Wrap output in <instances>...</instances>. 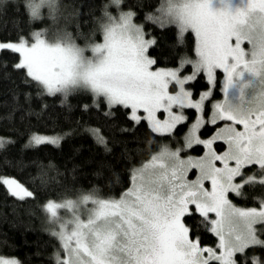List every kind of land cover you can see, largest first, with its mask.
I'll list each match as a JSON object with an SVG mask.
<instances>
[{
    "label": "snow or ice",
    "instance_id": "1",
    "mask_svg": "<svg viewBox=\"0 0 264 264\" xmlns=\"http://www.w3.org/2000/svg\"><path fill=\"white\" fill-rule=\"evenodd\" d=\"M121 2L112 0L117 6ZM44 7L54 11L55 0L27 4L34 20L41 19ZM157 11L159 15H149L147 20L161 27L175 25L181 40L187 32L194 35L196 60L182 58L178 68L153 70L156 60L147 53L156 41L146 39L143 27L133 23L131 11L118 16L105 11L102 42L85 47L78 46L70 34L55 33L49 39L43 31L34 32L31 42L24 37L0 42V52L18 54L13 67L23 70L42 94L90 92L97 107L102 97L110 109L129 110L131 121L146 120L161 135H171L187 121L185 109L196 113L183 146L175 150L164 146L133 169L131 187L119 198L84 194L44 205L59 225L52 235L60 241L63 258L57 252L56 264H261L247 251L264 248L256 227L264 225V198L258 208H240L229 196H243L245 186H264V0H163ZM245 42L248 50L242 46ZM86 51L92 55L86 56ZM186 64L192 65V74L181 76ZM218 69L224 74L223 100L212 104L205 120V101L211 91L193 99L185 85L200 73L215 85ZM170 85L178 91L171 93ZM160 112L165 119L158 118ZM219 122L224 123L208 138H201L206 125ZM89 132L107 146L98 129ZM59 141V137H32L35 145ZM218 143L225 146L222 151L214 147ZM196 145L203 146V155L181 156ZM250 166H256L259 175H247ZM192 170L198 174L189 180ZM0 184L21 200L34 195L13 178L0 177ZM61 209L71 218L60 217ZM197 216L198 222L187 223ZM201 225L217 237L215 247L201 246L194 235ZM0 264L18 262L0 258Z\"/></svg>",
    "mask_w": 264,
    "mask_h": 264
},
{
    "label": "trees",
    "instance_id": "2",
    "mask_svg": "<svg viewBox=\"0 0 264 264\" xmlns=\"http://www.w3.org/2000/svg\"><path fill=\"white\" fill-rule=\"evenodd\" d=\"M29 2L0 0V42H17L20 37L31 39L34 32L46 26L60 28L75 43L84 46L101 40L100 25L106 19L107 0H56L55 20L32 19L27 8ZM162 3L163 0H122L120 7L133 12L135 21L155 39V45L148 50L156 60L154 66L173 67L182 58L194 56L195 38L187 32L181 40L175 25L161 27L147 20L149 15H159L157 10ZM17 61L18 54L0 52V139L6 141L0 140V177L16 179L34 195L21 200L0 184V257L18 258L20 264H56L55 256L61 247L52 232L59 231V227L54 226L44 205L48 201L76 200L84 194L119 198L131 187L132 170L148 161L171 136L154 133L145 120L139 124L131 121L129 110L121 106L110 109L102 97L97 107L90 92L74 91L66 96L42 94L23 70L13 67ZM220 77L213 99L221 98ZM189 87L197 97L209 84L200 73ZM109 112L112 114L107 115ZM188 113V121L174 130L177 137L195 116L194 110ZM216 126L206 125L202 135ZM90 129L99 130L107 141L106 147L97 142ZM34 135H56L60 141L35 145L30 143ZM216 148L222 150L224 145L218 143ZM203 151L200 145L192 148L195 154ZM245 173L259 175V169L250 166ZM261 198L264 186L260 185L245 186L243 196L232 195L236 205L247 208L259 207ZM199 219L198 216L187 219V223ZM259 227L258 234L264 240V225ZM194 235L203 246L217 243L215 235L203 225ZM247 256H257L264 264V248H251Z\"/></svg>",
    "mask_w": 264,
    "mask_h": 264
},
{
    "label": "rangeland",
    "instance_id": "3",
    "mask_svg": "<svg viewBox=\"0 0 264 264\" xmlns=\"http://www.w3.org/2000/svg\"><path fill=\"white\" fill-rule=\"evenodd\" d=\"M38 2V1H37ZM106 8H107V10L105 9L104 10V16H105V11H109V12H115V14L113 15V16H118L119 15V13L120 12H127V11H125V10H123V9H121V7H120V5L119 6H117V5H115V4H113L112 3V0H107V4H106ZM129 12V11H128ZM58 13V11H57V7H56V0H55V10L54 11H51L50 12V9L48 8V7H44V8H42L41 9V18L42 17H48V18H53V20H55V15ZM103 16V17H104ZM103 20V22L102 23H104L105 21H104V19H102ZM133 23H135V24H137V25H140V26H142L143 27V25L141 24V23H138V22H136L135 21V19H134V17H133ZM143 29H144V27H143ZM38 31H43L44 33H45V35H46V37L47 38H49V39H51L52 38V36L55 34V33H61V34H64L63 32H61V30H60V28H58V29H52V28H50V27H43L42 29H40V30H38ZM144 31H145V33H146V39H153V37L152 36H149V35H147V32H146V30L144 29ZM37 32V31H36ZM100 33H101V31H100ZM30 42H31V40H32V38L31 39H28ZM99 42H102V36H101V40L100 41H97V42H95V43H99ZM78 46H80V47H85L84 45H81V44H79V43H76ZM246 50H248L249 49V45L247 44V42H245L243 45H242ZM148 54V53H147ZM85 55L86 56H91L92 54H91V52L90 51H86L85 52ZM148 56L150 57V58H152L149 54H148ZM184 58H187V59H189V60H196L197 59V57H196V53L194 54V56L193 57H190V58H188V57H184ZM179 64H180V62H179ZM179 64L177 65V66H173V67H155L154 65H153V70H155V69H158V68H163V69H175V68H178L179 67ZM192 71H193V67H192V65L191 64H186L185 66H184V68L181 70V76H188V75H191L192 74ZM203 74V73H202ZM216 81H217V79H218V75H220L221 77H220V81H219V83H220V87H219V92L221 93V98H219V99H213V91H214V88H215V86H216V84H217V82H216V84L215 85H210L209 83V87L207 88V89H205V90H203V91H201L200 92V94H202L203 92H205V91H211V93H212V95L208 98V100H206L205 101V114H204V117H205V120H207L208 119V117L211 115V111H212V104L213 103H215V102H217V101H221V100H223V93H222V91H221V86H222V81H223V79H224V74H223V72H222V70H216ZM205 78H206V76H205ZM206 80H207V78H206ZM191 82H193V81H191ZM191 82H189L188 84H186L185 85V88L187 89V90H190V91H192V89L189 87V84L191 83ZM207 82H208V80H207ZM169 91L171 92V93H175L176 91H178V89H177V87L175 86V85H170V87H169ZM193 92V91H192ZM57 94H60V95H63V96H66V95H64V94H62V93H57ZM199 94V95H200ZM199 95L197 96V97H195L194 95H193V99H199ZM189 110H194V109H185L184 110V114L188 117V119H189V116H190V114L188 113V111ZM173 111H177V109H173ZM195 111V110H194ZM195 115H196V113H195ZM157 116H158V118L159 119H161V120H163V119H165L166 118V114L165 113H163V112H160V113H157ZM188 119H187V121H188ZM194 120H195V116H194V118L191 120V122L189 123V126L191 125V123H194ZM146 121V120H145ZM186 121V122H187ZM147 122V121H146ZM148 123V122H147ZM224 122H219L218 123V125L215 127V129H213L212 131H210L208 134H205V135H202V133L200 132L199 134H200V136H201V138H208L211 134H213L214 133V131L218 128V127H220V126H222V124H223ZM149 125V124H148ZM179 126V125H178ZM188 126V127H189ZM238 128H241L242 126H237ZM187 130H188V128L186 129V131L183 133V134H181V136L180 137H177V135H174L173 133L170 135L171 137H170V139H168L166 142H164L161 146H160V149L161 148H163L164 146H168L171 150H175L176 148H178V147H182L183 146V137H184V135L187 133ZM202 131V130H201ZM168 135V134H167ZM41 136H47V137H58V136H48V135H41ZM60 138V137H59ZM1 140V139H0ZM2 141V143H5L6 141L4 140H1ZM32 142V139L30 140V143ZM31 144H33V143H31ZM197 146V145H196ZM200 146H202V145H200ZM214 147H216V145H214ZM225 147V146H224ZM160 149L156 152V153H158L159 151H160ZM223 150V149H222ZM222 150H220V151H222ZM204 152V151H203ZM203 152L201 153V154H195V153H193L192 152V149H187V150H185L184 152H182L181 153V156L182 157H184V158H186L187 156H193V157H199V156H201V155H203ZM156 153H154V154H156ZM147 162V161H146ZM218 166H220L219 164H218ZM198 173H197V171L196 170H192L189 174H188V179L189 180H194L195 178H196V175H197ZM251 175V174H250ZM4 177H6V176H4ZM7 178H11V177H7ZM14 179V178H13ZM239 179V178H238ZM205 186L206 187H210V184L208 183V182H205ZM7 187V186H6ZM8 189V188H7ZM232 195H234V194H230V196H229V199L232 201V203L236 206V207H240V208H247V207H241V206H239V205H236L235 204V202L233 201V199H232ZM234 196H236V195H234ZM71 200H75V199H71ZM64 201V200H63ZM53 202H57V203H60V202H62V201H53ZM89 207H91V205L89 206ZM248 208H252V207H248ZM258 208V207H257ZM59 215H60V217H62L63 219H70L71 218V216H70V213H68L67 211H65V210H63V209H61L60 211H59ZM210 218H215V216H214V214H210ZM54 226H58L59 227V225L57 224V223H54ZM257 227V230H258V233H259V225H257L256 226ZM259 235V234H258ZM216 237V236H215ZM259 237H260V235H259ZM216 239H217V237H216ZM260 239H262L261 237H260ZM263 240V239H262ZM60 242V241H59ZM217 242H218V239H217ZM217 244V243H216ZM202 247H203V245H201ZM216 245H214V246H209V247H215ZM61 247V246H60ZM60 255H61V258H63V251H62V249L60 248ZM0 258H3V259H8V260H15V261H17L18 262V264H20V261H19V259L18 258H14V257H0Z\"/></svg>",
    "mask_w": 264,
    "mask_h": 264
}]
</instances>
